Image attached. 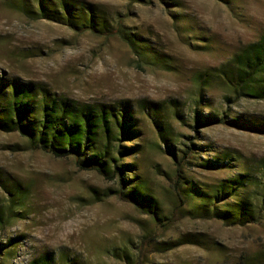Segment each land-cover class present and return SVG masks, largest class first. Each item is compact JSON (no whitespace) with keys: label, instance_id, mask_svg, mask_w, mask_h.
I'll list each match as a JSON object with an SVG mask.
<instances>
[{"label":"rangeland","instance_id":"1","mask_svg":"<svg viewBox=\"0 0 264 264\" xmlns=\"http://www.w3.org/2000/svg\"><path fill=\"white\" fill-rule=\"evenodd\" d=\"M84 1L132 32L137 52L116 35L31 18L22 5L32 0H0V75L79 102L128 101L139 136L122 143L140 150L122 160L134 165L130 181L143 186L169 220L153 223L133 202L109 195L116 178L81 170L71 156L29 150L18 133L0 131V206L10 204L14 186L23 195L22 212L0 225V264H29L41 255L50 264H246L248 256H264V212L246 225L171 216L175 162L153 121L161 113L170 123L176 161L192 150L185 174L194 186L209 189L240 171L263 173V134L195 123V111L200 118L264 119V101L226 103L230 91L220 74L239 48L264 32V0ZM223 153L236 161L223 169L203 166ZM148 236L158 243L183 236L206 241L155 252L140 247Z\"/></svg>","mask_w":264,"mask_h":264},{"label":"trees","instance_id":"2","mask_svg":"<svg viewBox=\"0 0 264 264\" xmlns=\"http://www.w3.org/2000/svg\"><path fill=\"white\" fill-rule=\"evenodd\" d=\"M22 10L31 18L64 24L76 31L116 35L137 52L132 32H128L120 22L111 24L108 16L102 15L95 5L84 0H32L29 4L24 2ZM230 63V68L220 72L224 85L230 91V95L224 96L226 103L241 98L264 101V32L257 41L239 48ZM204 86L205 83L200 88ZM154 114L153 121L159 136L170 149L175 162L172 189L176 200L171 216L183 214L187 217L215 218L226 225L259 222L264 212V171L259 176L247 171L236 172L209 189L194 186L185 174V166L194 157L192 150L187 147L176 161V153L171 150L174 146L168 131L170 123H166L161 113ZM132 121L128 101L79 102L50 96L34 82L0 75V131L18 133L26 140L29 150H40L57 158L71 156L81 170H94L105 179L116 178L118 186L109 189V195L133 202L153 223H160L164 218L167 223L169 217L160 213L157 200L145 192L143 186L135 184V180L130 181L128 169L134 165L122 160L123 156L140 150L138 144L122 143L139 136ZM198 122L206 125L226 123L264 135V119L241 122L238 118H228L226 115L218 117L212 113L200 118L196 110L195 123ZM235 161L228 153L216 154L204 161L203 166L207 169H223ZM260 164L264 169V160ZM8 193L11 196L10 204L5 210L0 206V225L18 216L16 212H22L23 195L18 187L14 186ZM205 241L183 236L174 243H158L149 240L148 236L140 247H150L152 251L159 252L187 243L205 246ZM1 251L0 243V255ZM263 260L264 256L251 255L246 257V264H257ZM29 264H50V260L41 255Z\"/></svg>","mask_w":264,"mask_h":264}]
</instances>
